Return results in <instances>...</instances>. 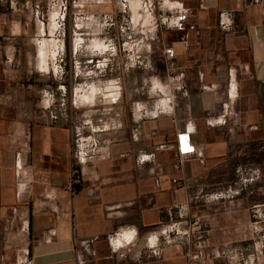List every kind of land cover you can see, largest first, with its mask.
<instances>
[{
  "label": "crops",
  "instance_id": "obj_1",
  "mask_svg": "<svg viewBox=\"0 0 264 264\" xmlns=\"http://www.w3.org/2000/svg\"><path fill=\"white\" fill-rule=\"evenodd\" d=\"M17 1L23 18L0 3L4 69L43 73L39 46L48 44L46 59L64 58L66 39L75 76L76 55L91 47L100 25L87 17L107 13L106 2L68 0L59 31V4ZM156 1L168 3L161 10L183 15L180 26L159 28L153 41L146 34L137 38L142 66L125 69L120 58V87L129 102H99L119 126L103 131L101 137L112 140L110 156L86 168L74 193L66 190L72 163L67 124L40 111L24 138L10 142L1 131L0 264H192L194 245H162L159 231L174 222L187 229L193 220L206 230L207 248L232 249V261L241 252L244 264L257 256L264 264V0ZM145 12L139 25L148 24ZM223 12L232 14L231 31L220 28ZM67 17L72 26L65 37ZM74 101L78 109L88 106ZM135 105L143 109L139 114ZM185 131L196 153L178 160L176 135ZM138 155L152 158L139 164ZM246 165L261 170L256 182L232 200L206 199ZM116 232L124 241L113 252L108 237ZM154 242L160 254L147 257Z\"/></svg>",
  "mask_w": 264,
  "mask_h": 264
},
{
  "label": "built area",
  "instance_id": "obj_2",
  "mask_svg": "<svg viewBox=\"0 0 264 264\" xmlns=\"http://www.w3.org/2000/svg\"><path fill=\"white\" fill-rule=\"evenodd\" d=\"M257 2V0H255ZM163 4V1H161ZM0 3L7 5L10 10H20V4L17 0H0ZM52 5L59 4V12L57 15L58 30L62 29V23L65 19L66 10L68 6V0H52ZM157 7L150 3L147 7V13L149 16L147 26L143 24H137V28L133 27L130 21L125 19L115 20L114 18L107 16L106 14H96L93 13L87 19L98 20L100 25H98L95 30L97 32V38L105 43L107 49L102 51V55L97 59L89 58L86 60V65L84 67L86 75L89 76V80H97L98 84H108L110 87V93L108 96H103L104 99H109V101L104 102L107 104H116L121 97V87H120V74L119 67L117 66L120 58H125L123 63V68H129L131 66H142L143 61L138 53V44L142 40H137L139 36L144 34L150 35L149 41L155 39L154 34L159 28H178L180 26V20L182 18L181 13L172 11H163L160 8L161 5ZM39 6H35V15L42 18ZM126 9V0L121 1L118 13L124 15ZM220 28L223 31H231L233 28L232 14L229 12H223L219 15ZM131 25V27H130ZM118 28V34L108 31L112 28ZM110 34V35H108ZM125 38V40H124ZM164 55L167 58L172 56V50L170 48H165L163 50ZM57 58L62 60L59 54H56ZM75 69V78L78 77L76 70L79 69V62H73ZM90 85H94L93 82L86 83V85H81L78 87H83L85 90L89 89ZM105 89V87L103 88ZM76 88L72 91V99L68 103L64 99V90L60 98H55L51 93L50 95L44 94V106L43 110L48 114L49 118L53 122L62 121L67 124L70 128V146H71V157L72 163L70 167V183L66 188L67 191L74 193L77 187L80 185L83 175L85 174L86 168L95 166L101 161H105L110 156L109 146L112 143L110 139H104L101 134L104 133L106 129H116L119 126L118 121L114 118H109L104 112L103 108L95 109L93 112L91 110L83 112L80 116H77L76 110L78 107L75 105L74 98H76L75 93ZM48 93V94H49ZM105 93V91H104ZM90 107L95 106V102L88 104ZM138 106L135 105V108ZM143 109L140 108L139 112ZM96 114L94 122L92 121V116ZM107 125V127H105ZM190 131H185L176 135L177 147L174 152V157L178 160H185L195 155L196 148L191 142ZM152 158L151 155L143 156L138 155L136 161L142 164L149 161ZM261 176V170L257 167L246 165L245 167L239 168L236 171V178L232 184L219 190V192L212 194L207 200H232L239 196L248 186L256 182ZM159 180L160 177H157ZM175 182V181H174ZM190 224L187 229H181L180 223L174 222L169 227L159 231V237L161 239L162 245H184L191 246L194 245L195 252L190 254L189 258L194 261L203 258L205 255V249L207 246L205 244L206 230L202 228L198 221H188ZM109 242L112 246L113 252H118L122 246L121 235L116 232L108 237ZM117 241L119 244H117ZM124 241V240H123ZM84 244H89L90 241H84ZM126 244V243H125ZM153 244H149L147 247V257H153L160 254V249ZM234 251L228 248L223 249H211V256L213 258L224 257L228 260H233L232 255ZM126 252L120 253L119 257L124 258ZM242 257L241 252H236L235 256ZM241 260V259H240ZM78 264H85L84 261L78 260ZM244 264V263H243Z\"/></svg>",
  "mask_w": 264,
  "mask_h": 264
},
{
  "label": "rangeland",
  "instance_id": "obj_3",
  "mask_svg": "<svg viewBox=\"0 0 264 264\" xmlns=\"http://www.w3.org/2000/svg\"><path fill=\"white\" fill-rule=\"evenodd\" d=\"M97 0L92 1L91 5H94V2ZM106 2L105 13L107 16L114 18L115 20L125 19L126 21H130L133 24V27L136 29L138 20L140 15L146 14V9L150 3L157 7L156 0H126V11L124 15L118 13V8L121 5L122 0H98ZM116 5V6H115ZM164 5V4H163ZM165 6V5H164ZM95 10V9H94ZM9 13H13L8 10ZM84 12H87L85 10ZM92 12V11H90ZM87 12V13H90ZM97 12V11H96ZM20 18H23L20 11H15L13 13ZM92 14V13H90ZM88 14V15H90ZM142 17H145L142 16ZM33 25V22L31 23ZM71 21L69 17L66 19L65 24V37L68 35V30L71 29ZM131 27V25H130ZM116 33L118 34V28L112 30V28L108 31V33ZM108 34V35H110ZM125 40V38H124ZM95 41L101 42L98 38ZM102 43V42H101ZM105 44V43H104ZM68 43L65 39V48H64V58L62 60L58 59L57 57H51L46 59V66L49 65L50 68L52 66L57 70V72H50V73H38L32 70L30 74L24 73H11L8 70L4 69V66L0 60V133L4 132L10 142H13L14 139L18 136L23 137V132L28 131V125L31 122L36 121L39 117L40 111L43 110L44 106V94L47 96L50 95L51 92L55 98H60L62 94V90H64V99L70 103L72 99V91L74 88H80L78 86L86 85V83H91L94 81L95 87L99 90L100 93L96 96L95 99V106L90 107L86 106L85 108H80L76 110L77 116H80L83 112L91 110L92 112L95 109L103 108V106H99V102H102L103 96H105L104 90L102 88H107L108 84H98L97 80H89V76L86 75L87 70L84 69L83 62L86 59L93 58L94 60L97 59L99 56L102 55V51L105 49H100L96 47L95 43L91 45V47L86 48L82 53H78L76 55V61L79 62V69L76 70V74L78 77H74L72 70L70 68L71 61L68 58ZM85 45L89 46V43H85ZM106 45V44H105ZM146 46V45H145ZM107 49V47H105ZM100 53V54H99ZM49 55V54H48ZM90 55V56H89ZM48 62V63H47ZM35 62H33V65ZM88 67V65H86ZM118 67L121 68L120 61L117 64ZM75 80H74V79ZM97 85V86H96ZM78 90L75 91L77 93ZM110 92V87L107 90V93ZM49 93V94H48ZM110 93L107 94V96ZM121 100L123 99L124 103L129 102V92L121 91ZM109 99H104L103 102H107ZM127 105V104H126ZM125 110L128 107L124 108ZM140 108H136V114H139ZM92 121L96 118V114L91 117ZM107 127V125H105ZM2 131V132H1ZM20 132V133H19ZM24 138V137H23ZM193 251V250H192ZM211 249H205V258L197 259L192 261V264H242L241 257H236L234 261L228 260L224 257L213 258L210 254ZM257 257V256H256ZM256 257L250 258V264H257V262L262 261V259H258L256 261Z\"/></svg>",
  "mask_w": 264,
  "mask_h": 264
},
{
  "label": "bare ground",
  "instance_id": "obj_4",
  "mask_svg": "<svg viewBox=\"0 0 264 264\" xmlns=\"http://www.w3.org/2000/svg\"><path fill=\"white\" fill-rule=\"evenodd\" d=\"M164 5L165 6H167L168 7V3L166 2V3H164ZM169 9V8H168ZM53 16V15H52ZM51 17V16H50ZM49 21H50V19H49ZM51 21H52V19H51ZM55 24V23H54ZM45 25V24H44ZM43 25V26H44ZM49 27V26H48ZM51 27V26H50ZM55 28V27H54ZM52 29V28H51ZM47 30V29H46ZM46 30H45V32H46ZM41 31H43V30H41ZM42 34H43V32H42ZM47 34V33H46ZM45 39V38H44ZM47 40V39H46ZM48 41V40H47ZM53 42V41H52ZM93 43H95V45H96V47H98V48H100V49H106L105 47V44L104 43H101V42H99V41H95V42H92L91 43V45L93 44ZM54 45H55V42H54ZM39 46V45H38ZM47 47L48 46V44L47 45H42L41 44V47L39 46V48L40 49H38V51H39V53H38V60H39V62L41 63V69H40V72H43V73H50V72H57V70H55V68L52 66V68H50V66L49 65H45L46 64V57H47V54H46V52H45V50H46V48H44V47ZM53 46V44L51 45V46H49V47H52ZM56 46H58V45H56ZM49 47H48V49H49ZM54 49V48H53ZM53 51V50H52ZM78 51V50H77ZM51 52V51H50ZM78 53V52H77ZM51 54V53H50ZM53 54V53H52ZM49 58H51V57H49ZM48 63V62H47ZM42 73V74H43ZM97 86V85H96ZM108 88L109 87H107V88H105V93H103L105 96H107V90H108ZM99 89V88H98ZM96 87H95V85H90V87H89V89H87V90H85L83 87H81V89L79 90V92L80 93H77L76 94V97L78 98V100L81 102V104L83 105V106H85V105H87V104H91V103H94V101H95V99H96V96L98 95V93H100L99 92V90H98ZM103 89V88H102Z\"/></svg>",
  "mask_w": 264,
  "mask_h": 264
}]
</instances>
